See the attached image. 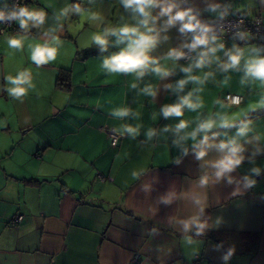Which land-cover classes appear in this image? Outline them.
Here are the masks:
<instances>
[{"label":"crops","instance_id":"obj_1","mask_svg":"<svg viewBox=\"0 0 264 264\" xmlns=\"http://www.w3.org/2000/svg\"><path fill=\"white\" fill-rule=\"evenodd\" d=\"M174 2V11L190 8L193 15L195 11L210 18L259 14L264 19L261 0ZM10 3L0 0V9ZM83 3L90 6L89 16L103 12V17L93 23L87 20L84 29L77 31L73 12ZM28 7L45 11L39 28L30 24L25 31L18 23L15 31L0 28V264H264V106H259L264 85L245 71L248 58L264 56L251 51L253 43L223 44V49L209 53L206 65L193 67L191 75H207L204 84L188 81L179 88V81L189 75L182 69L193 65L202 49L190 51L187 60L167 59L170 50L187 49L182 46L190 42L191 34L180 33L179 24L166 27L167 17L159 16L158 7L150 9L159 38L149 55L170 75L161 77L149 69L140 78L102 68L103 60L124 49L127 40L106 37L102 50L87 34L91 25L106 24L104 11L110 9L118 10L123 27L139 26L143 16L134 8H125L120 0H31ZM64 8L69 9L67 15H61ZM17 35L26 37L22 51L7 45V38ZM54 37L59 38L58 44ZM45 42L57 47V56L37 67L30 60L29 44ZM219 44L217 36L210 46ZM234 45L245 55L239 65L224 71L226 53L235 52ZM23 70L30 71L33 87L15 99L7 94L6 77ZM63 72L68 79L65 87H59L56 81ZM134 83L136 88L131 87ZM147 86L153 87L155 96L142 91ZM189 93L193 103L199 97L203 107L185 106L179 117L163 115V107L180 103ZM226 93L242 94L243 101L228 105L223 100ZM123 108L129 109V115H114ZM217 114L228 115L234 126L214 127L208 133L209 144L235 138L243 159L210 189V206L205 209L213 225L210 229L222 237L225 247L204 234L196 238L199 252L194 255L182 243V234L166 223L177 204L160 205L154 216L148 215L146 207L171 185L186 188L188 180L196 181L203 171H211L196 159L193 140L182 137L200 122L218 120ZM182 120L188 127L176 131ZM243 124L249 131L237 136ZM123 125H139V134L122 135L118 129ZM110 129L120 134L115 146L110 143ZM149 130L154 132L151 139ZM212 132L220 135L212 137ZM202 136L198 134L197 140ZM184 147L189 151L176 164ZM220 155L217 147H207L204 159L216 160ZM254 168L260 169L258 174ZM142 170L145 174L134 180L132 172ZM245 177L256 183L246 186ZM153 180V190L146 195L141 186ZM18 214L22 219L16 223ZM153 228L158 229L155 235L150 234ZM245 233H257L252 248L246 246ZM230 249L232 255L225 261ZM135 255L138 262L132 260Z\"/></svg>","mask_w":264,"mask_h":264},{"label":"clouds","instance_id":"obj_2","mask_svg":"<svg viewBox=\"0 0 264 264\" xmlns=\"http://www.w3.org/2000/svg\"><path fill=\"white\" fill-rule=\"evenodd\" d=\"M125 8H134V11L143 16V19L139 21V26H124L119 29L105 28L103 32L94 34L92 40L102 46V50L107 46L106 37L109 34L118 35V42L127 40V46L120 52L107 57L102 62V68L110 74L114 73H135L138 78L143 77L146 71L149 69L161 77H167L170 75V70L159 66V60L149 55L150 51L155 48L158 42L159 34L156 32L154 27L155 17L151 16L150 9L159 8V16L167 17L166 27H172L179 24V31L182 34H191L190 42L182 46L190 51H196L202 49L198 53V59L195 60L193 65L182 69L183 72L188 73L187 79L179 81L178 87L183 86L188 81L198 82L204 84L207 80V75L203 78L191 75L193 67L201 68L209 62V53H216L218 48L223 49L224 45L221 43L218 46H210L216 40L217 36L212 34V28L206 24L201 23L195 15L192 14V10L177 9V5L174 0H120ZM264 3V0H261ZM250 7V6H249ZM75 12L81 13V8L76 5L74 8ZM69 9L64 8L61 10V15H67ZM223 15V14H222ZM46 13L44 10H37L36 8H30L28 6H15L11 10H0V22L16 21L19 24L20 29L27 31L29 25L32 27L39 28L45 21ZM90 20H98L99 16L95 13L87 17ZM150 21L153 22L150 25ZM143 27V31H141ZM242 36H248V33L241 34ZM24 36H12L7 38V45L13 50H23ZM166 39V38H165ZM54 44L59 43V38H53ZM235 52L229 51L226 53L228 57L227 63L223 64V70L227 71L229 68H235L240 64L241 59L245 55V50L233 46ZM31 49L30 60L37 66H42L54 61L57 56V47L45 42L43 44L36 43L35 45L29 44ZM253 53L257 52L258 49L253 47L251 49ZM186 53L182 49H172L167 55V59L179 60L184 57ZM218 59V57L216 58ZM245 71L247 76H252L260 80L261 85H264V58L253 56L248 58L245 62ZM31 73L28 70L18 71L15 76L8 75L6 77L7 83L10 85L7 87V94L15 99H21L24 97L29 88L33 87L30 79ZM243 82V81H242ZM131 87L136 88L137 85L134 83ZM202 89H197L201 91ZM149 96H155V90L151 86H147L142 90ZM233 104L239 105L241 100L239 97L231 98ZM187 106L189 109H196L203 107L202 100L197 97V102L193 103L192 93L184 96L180 103L165 106L162 108V113L165 117L169 116H182L183 108ZM223 106V105H222ZM259 106H264V96L259 101ZM115 116L125 117L129 115V109L123 108L118 109L114 112ZM134 115H139L135 113ZM218 115L217 119L209 118L203 122H200L197 127L191 132L187 133L182 139L191 138L193 140L194 150L196 152V159L202 161L201 167L205 164L211 169V171H203L196 181L188 180V187L177 188L175 184L171 185L169 189L159 195L156 200L147 205L148 215L154 216L160 205L166 207L177 204V211L175 214L166 217V223L169 227L174 230H178L182 235V243L193 249V254H198L200 241L196 239L206 233V231L213 225L209 223L210 217L205 214V209L209 207V193L210 189L218 183L221 178L231 173L237 166L242 162L243 157L239 155L242 152V147L237 143L235 138L222 141L218 145L209 144L210 136L209 132L214 128H230L234 126V122L229 119L228 115ZM188 127L187 121H180L176 125V131L185 129ZM123 135L124 132L131 134L135 137L139 134V125L136 127L130 125H123L118 129ZM166 130V129H165ZM249 131L248 124H243L237 131V136H244ZM203 133L201 139L197 140L198 134ZM154 135L152 130L147 132L148 139H151ZM220 133L212 132V137L218 136ZM175 143H179L178 141ZM217 147L221 152V155L216 160H205L207 155V147ZM189 149L183 148L180 156L175 159L176 164L181 163V159L184 155H187ZM254 172L259 173V168H254ZM145 174V171H133L132 177L134 180H139L141 176ZM247 182L246 186H251L256 183L255 180L244 178ZM156 181L146 182L141 186V191L146 195H150L152 192V185ZM231 177L229 176V183H231ZM235 194V193H234ZM183 213V215L181 214ZM220 220L215 221V225L218 226ZM158 229L153 228L151 230L152 235L157 234ZM233 250H229L228 254L225 255L224 260L227 261L232 255Z\"/></svg>","mask_w":264,"mask_h":264},{"label":"built area","instance_id":"obj_3","mask_svg":"<svg viewBox=\"0 0 264 264\" xmlns=\"http://www.w3.org/2000/svg\"><path fill=\"white\" fill-rule=\"evenodd\" d=\"M184 3H187L188 0H181ZM31 0H11V3L7 8H3L0 10H11L15 6H28ZM194 15L197 17L201 23L206 24L212 28V33L216 34L220 42L222 44H239L242 41L249 40L253 43V45L258 49V52L261 56H264V19H262L261 15L256 14L252 17L246 16L243 14L238 15H226L216 18L207 17L204 13L199 11H195ZM16 21H6L0 22V28L16 30ZM248 33V36H242L241 34ZM184 52L186 55L183 57L184 60H187L191 52L189 49H185ZM239 97L241 102L243 101L244 95L237 93H226L224 95V102L228 105L235 106L237 104H233L231 102V98ZM110 137V143L112 146H115L120 138V134L115 130L110 129L108 131ZM22 219V215L18 214L14 217V222H19ZM134 262H138V256L135 255L132 259ZM213 264V263H210Z\"/></svg>","mask_w":264,"mask_h":264},{"label":"rangeland","instance_id":"obj_4","mask_svg":"<svg viewBox=\"0 0 264 264\" xmlns=\"http://www.w3.org/2000/svg\"><path fill=\"white\" fill-rule=\"evenodd\" d=\"M86 3H83L82 6L80 7L81 8V13H77L73 12V15H74V18L76 21H78V23H75V25H77V31L79 30H83L84 29V24L87 23V20H89L87 17L89 16V11H90V6L88 7H85ZM105 12V15L107 16L106 18V21H105V25H101V26H97V27H93L91 25L90 29L88 28L87 29V34H89L91 37L94 35V34H97V33H100V32H103V30L105 28H110V29H119L121 27H123V21L121 19V15L119 16V13H118V10H107L104 11ZM102 16L103 17V12H100L98 13V16ZM101 20L100 17L97 21ZM102 22V21H100ZM92 23H93V20H92ZM91 23V24H92ZM122 23V24H121ZM99 25V24H98ZM104 26V28H102ZM86 33V32H85ZM119 38L118 35H113V34H109L107 36L108 40L109 39H115V38Z\"/></svg>","mask_w":264,"mask_h":264},{"label":"trees","instance_id":"obj_5","mask_svg":"<svg viewBox=\"0 0 264 264\" xmlns=\"http://www.w3.org/2000/svg\"><path fill=\"white\" fill-rule=\"evenodd\" d=\"M68 79V76L67 74H65V72H63L60 76H58L57 78V81H56V84L57 86L59 87H65V82L67 81ZM205 214L207 216H209V213L208 212H205ZM210 222V220H209ZM205 235H207L208 238H211L215 241H217L218 243H220L223 247H225L223 245V243L221 242L222 241V237L218 235L217 232L211 230L210 228L206 231ZM244 235V237H246V241L245 243L247 244L246 246L249 247V248H252L255 243H256V240H257V233H245V234H242Z\"/></svg>","mask_w":264,"mask_h":264}]
</instances>
